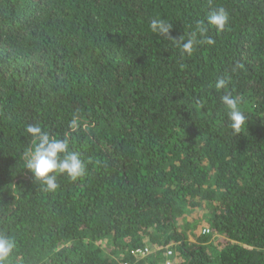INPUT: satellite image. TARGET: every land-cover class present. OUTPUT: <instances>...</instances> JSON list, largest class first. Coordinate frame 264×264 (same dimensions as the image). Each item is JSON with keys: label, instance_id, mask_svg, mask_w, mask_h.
<instances>
[{"label": "trees", "instance_id": "16d2710c", "mask_svg": "<svg viewBox=\"0 0 264 264\" xmlns=\"http://www.w3.org/2000/svg\"><path fill=\"white\" fill-rule=\"evenodd\" d=\"M167 248L264 264V0H0V264Z\"/></svg>", "mask_w": 264, "mask_h": 264}, {"label": "built area", "instance_id": "2783aa9c", "mask_svg": "<svg viewBox=\"0 0 264 264\" xmlns=\"http://www.w3.org/2000/svg\"><path fill=\"white\" fill-rule=\"evenodd\" d=\"M150 253V250L148 248H144V249H138L136 251L133 252V255L137 258H144L146 256H148ZM173 255L174 252L171 248H167L165 250V253L163 254L161 260L157 263V264H174L173 262Z\"/></svg>", "mask_w": 264, "mask_h": 264}]
</instances>
